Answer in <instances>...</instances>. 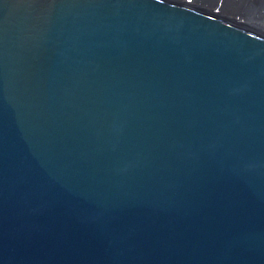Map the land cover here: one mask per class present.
<instances>
[{"label":"water","instance_id":"water-1","mask_svg":"<svg viewBox=\"0 0 264 264\" xmlns=\"http://www.w3.org/2000/svg\"><path fill=\"white\" fill-rule=\"evenodd\" d=\"M194 3L0 0V264H264V30Z\"/></svg>","mask_w":264,"mask_h":264},{"label":"bare ground","instance_id":"bare-ground-1","mask_svg":"<svg viewBox=\"0 0 264 264\" xmlns=\"http://www.w3.org/2000/svg\"><path fill=\"white\" fill-rule=\"evenodd\" d=\"M194 1V4L207 6L223 13L226 16L239 20H243V18H241L242 12H248L250 10L249 13H253V16L256 15V22H258L260 27L264 30V0H198L201 4L196 2V0ZM245 6L249 7V10L246 9ZM248 23L251 24L250 22Z\"/></svg>","mask_w":264,"mask_h":264}]
</instances>
